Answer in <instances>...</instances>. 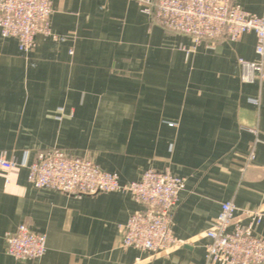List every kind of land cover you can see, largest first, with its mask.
Wrapping results in <instances>:
<instances>
[{
  "label": "crops",
  "instance_id": "1",
  "mask_svg": "<svg viewBox=\"0 0 264 264\" xmlns=\"http://www.w3.org/2000/svg\"><path fill=\"white\" fill-rule=\"evenodd\" d=\"M232 1L264 17V0ZM51 2L63 41L38 37L24 55L0 36V156L20 166L8 183L0 170V264H207L224 203L264 210V81L243 83L239 66L258 60L255 33L195 47L133 0ZM56 148L122 183L148 169L184 179L173 231L188 245L158 256L123 248V227L143 208L129 194L35 189L27 167ZM22 224L47 236L42 259L7 255ZM256 232L264 237V220Z\"/></svg>",
  "mask_w": 264,
  "mask_h": 264
},
{
  "label": "built area",
  "instance_id": "2",
  "mask_svg": "<svg viewBox=\"0 0 264 264\" xmlns=\"http://www.w3.org/2000/svg\"><path fill=\"white\" fill-rule=\"evenodd\" d=\"M142 13L161 28L192 39L195 47L205 41H239L255 33L258 60L239 59L243 83L264 81V17L243 10L232 0H133ZM51 0H0V36L13 38L19 51L31 54L38 37L63 41L51 26ZM254 158L252 153L251 159ZM15 160L0 156V170L8 174L19 169ZM28 182L35 189H52L76 196L119 192L129 194L142 210L133 214L123 227L122 247L134 248L155 256L168 255L187 246L173 231V215L180 201L185 180L171 171L146 170L140 181L122 183L119 176L95 162L72 156L61 149L38 155L27 167ZM237 214L249 222L242 224ZM264 220L263 209L240 210L233 202L222 205L208 235L207 264H264V237L257 228ZM47 252V236L20 225L6 237V253L17 261L42 259Z\"/></svg>",
  "mask_w": 264,
  "mask_h": 264
}]
</instances>
